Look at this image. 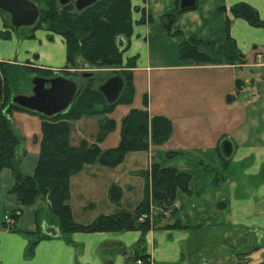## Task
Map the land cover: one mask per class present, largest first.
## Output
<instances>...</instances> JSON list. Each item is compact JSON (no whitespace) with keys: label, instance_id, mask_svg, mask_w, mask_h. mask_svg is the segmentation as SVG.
<instances>
[{"label":"crops","instance_id":"1","mask_svg":"<svg viewBox=\"0 0 264 264\" xmlns=\"http://www.w3.org/2000/svg\"><path fill=\"white\" fill-rule=\"evenodd\" d=\"M242 1L257 8L264 19V0H197L195 6L182 11H178L180 0H130L133 27L123 60L134 61L129 68L134 91L145 74L147 89L145 106H130L122 122L131 109H144L149 116L148 145L127 148L122 167H115L113 181H102V174L114 165L99 163L97 158L84 162L70 176L69 203L74 195L80 213H75L70 203L72 214L83 224L93 222L99 214L135 212L147 195L154 164L188 173V189H178L175 200L167 206L151 199L149 219L142 228L63 232L44 200L24 204L11 192L14 173L11 167H3L0 264H145L137 262L143 254L148 256L146 264L264 263V63L256 60L257 53L264 52V27L233 16L230 7ZM172 12L176 13L172 24L176 34L161 22L163 15ZM1 30L10 35L0 37V61L55 73L65 67L67 45L61 34L45 28L11 30L0 16ZM228 34L244 54L242 62L225 60L216 51ZM191 36L201 40L200 50L217 60L180 58L181 41ZM153 85L157 108L162 109L154 113ZM17 111L27 119L26 126L13 121L16 132L23 136L18 167L33 174L40 157L43 117L29 109ZM157 114L168 117L172 126L168 138L159 143L153 141L151 133V118ZM37 115L41 119L31 129L29 117L33 124ZM99 134L91 144L99 145L97 140L104 137ZM225 138L232 143L229 156L221 149ZM131 149L146 156L144 161L134 156L131 169L126 170L123 164ZM82 177L91 185L88 195L73 191V183ZM113 184L121 187L118 202L110 199ZM96 185L101 192L95 190ZM126 196L136 197L132 207L127 205ZM100 205L104 208L98 209ZM11 211L20 212L14 217L13 229L3 225L5 214ZM44 225L57 234L46 232Z\"/></svg>","mask_w":264,"mask_h":264},{"label":"trees","instance_id":"2","mask_svg":"<svg viewBox=\"0 0 264 264\" xmlns=\"http://www.w3.org/2000/svg\"><path fill=\"white\" fill-rule=\"evenodd\" d=\"M33 1L37 4L40 2V6L38 4L40 13L38 21L31 28L33 30L45 28L52 34H61L65 38L67 62L62 70H67L69 67L74 68L78 56L83 57L87 65L91 63L96 67H123L121 65L123 51L129 42L133 27L130 0H98L82 11L77 10L71 3L62 6L59 0ZM178 9V11H182L180 7ZM230 10L234 17L243 18L254 26L264 27V19L260 17L257 8L251 4L243 1L238 2L232 5ZM175 14V12L165 14L161 21L164 28L172 34L178 33L172 29ZM9 35L8 30L0 31L2 38H8ZM200 44L201 40L196 36L182 39L178 51L179 57L193 58L197 62H215L216 58H212L208 53L200 50ZM216 49L225 60L233 63L242 62L244 59L235 39L230 34L227 35L226 41ZM124 65L128 68L125 71L126 85L124 89V92L126 90L129 93V96L125 98L128 100L134 93L131 70L129 69L134 65V61L128 60ZM17 75L14 65L0 61V169L11 167L14 173L11 192L15 193L24 204H36L44 200L47 207L59 220L63 232L75 230L112 231L132 228V225L142 228L149 219L151 199L156 204L161 203V205L167 206L175 200L178 189H188L190 181L188 173L154 164L149 171L151 181L148 185L147 195L135 212L122 210L100 214L89 224L77 222L69 203L70 176L78 171L84 162H91L97 158L99 163L116 165L123 160L128 147L147 148L148 113L140 108L131 109L123 119L120 143L115 147L103 150L99 145L87 144L86 140L82 141L80 145L72 144L69 139V121L80 118L82 115L103 114L99 135H104L114 126V119L109 117L107 112L115 103L109 104L111 105L109 108L98 109L93 108V102L89 100L91 98L80 100V102L77 99V104L72 103L63 114L57 113L53 116L41 114L45 119L41 122L43 135L40 144V157L34 173L25 174L18 167V160L22 154L20 145L23 142V136L16 132L11 116L14 110L25 109L12 101L11 91L12 86L17 82ZM67 75L68 77L72 76L70 73ZM85 88L87 89V87ZM82 92L77 97L80 98ZM92 99L96 100L98 97L94 96ZM81 103H83L82 106ZM171 127L168 117L160 114L154 115L151 118L153 141L159 143L167 139ZM120 195L121 187L113 184L110 187V199L118 202ZM9 213L16 219L20 212L11 211ZM132 221L133 224H131ZM3 223L12 229L14 227L13 223L6 220ZM33 245L32 242L28 247L29 253L32 252ZM137 259H141L146 264L148 256L138 255Z\"/></svg>","mask_w":264,"mask_h":264},{"label":"rangeland","instance_id":"3","mask_svg":"<svg viewBox=\"0 0 264 264\" xmlns=\"http://www.w3.org/2000/svg\"><path fill=\"white\" fill-rule=\"evenodd\" d=\"M40 6V2L38 3ZM43 6V5H42ZM74 6V5H73ZM0 16L3 19L4 24L6 23V27L8 26L9 29L14 30L15 27L11 26V16L8 12L0 9ZM38 21V20H37ZM20 28H31L29 26H20ZM27 32V31H26ZM263 46V45H259V48ZM250 60H252L253 57V53L250 56ZM248 58V57H247ZM84 63H86L83 59V57L78 56L75 60V67H69L67 70H61V71H57L65 76H68L67 74L70 73L72 74V77L76 80L82 79L84 81V86L82 87L81 91L79 92L78 95L81 94L82 95L79 97L76 96V98L74 99V101L72 103L77 104V99L80 100H85L87 98H91L89 100H91L92 106L93 108H98L101 109L102 107H106L109 108L111 105H109V103L106 101V99L104 98L102 92L100 93L98 90V86L103 83L106 78H108L109 76L114 75L115 72L120 73L121 75H123L124 77H126L125 71L128 70L127 67H125V63L126 61H122L121 65L123 67L120 66H114V67H105V66H95L93 64H89L86 66V68H84ZM12 65H14L17 69V77H16V84H14V86H12V91H11V95H15L17 93H26V94H30L32 93V82L31 79L32 77L36 76V75H40V76H53L54 72L50 71L48 69L45 68H40L38 66H29V65H23V64H15V63H10ZM125 68V69H124ZM86 71V72H93V76H86L85 79H83V77H81L80 72L82 71ZM56 74V73H55ZM80 86H81V81L79 82ZM79 86V87H80ZM87 87V89L85 88ZM147 87V78H146V74L142 77V80L140 79V84L138 83L137 91L135 90L133 93V96L128 99L125 100L126 97L129 96V93L125 90H123L120 98L118 99L119 101H117L115 104H113L110 107V110L107 112V114L111 117H113L114 119V126L108 130L104 135H101V137H103L101 140H97L100 148L101 149H105L109 146H115L119 143L120 138H121V133H122V116L124 115V112L128 110V108L130 106H135L136 104L138 106H145V89ZM125 89V88H124ZM92 92V93H90ZM157 88H156V95H157ZM94 96H97L98 99H92L94 98ZM13 98V97H12ZM153 98V99H152ZM121 99V100H120ZM78 102V103H79ZM83 103H81L82 106ZM80 106V107H81ZM153 110L152 113H154L155 111H161L162 109L157 108V103H156V97H155V86L153 85V87H151V111ZM61 112L62 114L65 113ZM12 121H14L15 123L17 122L18 125L22 126V125H27L26 124V120L27 119H23V113L21 115V113L17 110H14L12 113ZM45 116V115H44ZM37 119L34 120V123L32 124V117L30 118V125H31V129H33L36 126V123L41 119V117H39V115L35 116ZM45 118L41 119V121H43ZM37 120V121H36ZM103 120V115H86V116H81L80 118L77 119H73L69 121V139L72 142V144H76V145H80L82 141L86 140L88 144H91V142L93 140H95L94 136H97V134L99 133V131L101 130V123ZM135 152V153H134ZM137 154V155H136ZM134 156H141L142 157V161H144L146 154L143 152H136L133 151V149L129 150L128 155L125 158V162L123 164V166L125 167V169H131L132 166V162L131 160L133 159ZM123 160L119 163H117L114 166H109V169L106 173L102 174V181L107 180L109 181H113L114 180V173L116 172L115 167L119 166V168H121ZM145 163L141 166L144 167ZM105 178V179H103ZM90 188L91 185L89 183V181H87L85 178H78L74 183H73V191L74 192H81L84 193L86 195L89 194L90 192ZM95 190H97L98 192L100 191V185H96ZM85 195V197H86ZM102 194H98V198H101ZM126 203L129 207H132L135 203H136V197H125ZM73 201V202H72ZM101 201L103 202V198L101 199ZM77 202V199H76ZM70 203H72L71 205L74 206L75 209V213H80V208L77 206V204H75L74 202V195L72 197V200H70ZM80 205V204H79ZM71 206V207H72ZM104 208L103 205H100L98 207V209H102ZM72 209V208H71ZM77 209V210H76ZM85 215V214H83ZM100 215V214H99ZM59 223V221H58ZM131 224H133V221L131 222ZM60 225V223H59ZM136 226L132 228H126L125 230H131L136 228ZM139 244H141V241L139 242Z\"/></svg>","mask_w":264,"mask_h":264},{"label":"water","instance_id":"4","mask_svg":"<svg viewBox=\"0 0 264 264\" xmlns=\"http://www.w3.org/2000/svg\"><path fill=\"white\" fill-rule=\"evenodd\" d=\"M98 0H59L62 6L73 4L79 11L93 5ZM197 0H180V8L186 9L196 5ZM0 9L8 12L11 16V24L15 29L20 26H33L39 18V6L33 0H0ZM244 54L241 53V56ZM84 76H93V72H83ZM32 93H17L12 101L25 109L37 111L45 116H53L64 112L72 104L76 96L81 91L83 84H79L72 77L56 73L54 76L46 77L36 75L32 77ZM80 86V87H79ZM125 86V78L118 72L109 76L98 86L109 104L115 103ZM221 149L225 156H229L232 151V143L228 138L221 142ZM46 232L52 235L57 234V230L51 226L44 225Z\"/></svg>","mask_w":264,"mask_h":264},{"label":"built area","instance_id":"5","mask_svg":"<svg viewBox=\"0 0 264 264\" xmlns=\"http://www.w3.org/2000/svg\"><path fill=\"white\" fill-rule=\"evenodd\" d=\"M256 60L258 63L262 64L264 63V52H259L256 55ZM5 220L9 223H13L15 221L14 217L8 213L5 214ZM138 263H142L141 259H137Z\"/></svg>","mask_w":264,"mask_h":264},{"label":"flooded vegetation","instance_id":"6","mask_svg":"<svg viewBox=\"0 0 264 264\" xmlns=\"http://www.w3.org/2000/svg\"><path fill=\"white\" fill-rule=\"evenodd\" d=\"M80 74H81V77H83V79H85L86 78V76H84L83 75V72H80ZM54 76V75H53ZM46 77H51V76H46ZM70 77H72V76H70ZM73 78V77H72ZM74 79V78H73ZM76 80V79H75ZM77 82H80L81 81V83L83 84L84 83V81L82 80V79H79V80H76Z\"/></svg>","mask_w":264,"mask_h":264}]
</instances>
